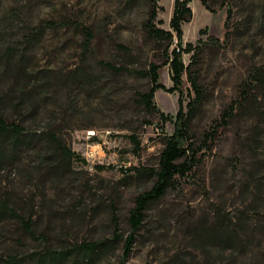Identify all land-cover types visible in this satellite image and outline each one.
Here are the masks:
<instances>
[{"label": "rangeland", "instance_id": "rangeland-1", "mask_svg": "<svg viewBox=\"0 0 264 264\" xmlns=\"http://www.w3.org/2000/svg\"><path fill=\"white\" fill-rule=\"evenodd\" d=\"M206 1L190 0L182 41L196 46L182 51L200 89L184 143L199 162L147 204L126 254L135 198L156 179L134 166L157 167L178 126V90L159 88L153 110L138 95L152 63L173 85L172 40L149 31L153 0H0V114L25 134L0 158V258L36 264L48 250L95 240L85 264H264V76L240 96L252 68L264 69V0ZM173 9L158 0L157 27L173 30ZM180 88L186 115L198 96L186 71ZM48 132L82 156L93 143L103 151L85 162L65 156Z\"/></svg>", "mask_w": 264, "mask_h": 264}, {"label": "trees", "instance_id": "trees-1", "mask_svg": "<svg viewBox=\"0 0 264 264\" xmlns=\"http://www.w3.org/2000/svg\"><path fill=\"white\" fill-rule=\"evenodd\" d=\"M201 1L203 2V4L209 7L206 0ZM189 2L190 0H174L173 14L170 19V25L174 31H171L156 26L155 19L158 16V0H153L151 17L148 21L149 31L155 37L168 36L172 40L173 48L167 57V63L170 65L172 70L173 85L167 87L160 80V72L158 70L159 65L152 63L151 67L147 71V74H149L151 77V86L147 91L138 92V95L139 100L141 102H144L148 109L153 110L155 108L154 97L156 91L159 88H165L169 91L178 90L179 109L176 115V123L178 124V126L176 131L167 139V143L161 152L159 165L157 167L134 166V168H136L138 173L140 174L145 171L153 172L156 176V179L149 189L140 192L135 198V205L131 209L129 216L130 223L132 225V231L126 236L125 239L126 254L131 248L132 241H134L135 239V229L138 228L142 223L144 210L146 209L147 204L162 197L168 190V188L173 185L177 175L187 174V172L190 171L193 166H195L199 162V159L196 158L195 154L190 155L188 153L190 148L192 147V144L189 143L188 145H185L184 143V138H187L189 117L193 112L195 104L200 100V89L197 83V79L192 76L190 64H186L182 58V51H191L196 47L191 41L186 42V47H182L183 22L189 20L193 15V9ZM55 24L57 23L51 20L47 23H43L41 27L44 29L47 26ZM85 31L87 35L86 43L88 44L92 38V32L89 28H87ZM210 39H213V37H210ZM179 43L181 44V46L179 45ZM193 55L194 53L192 54V56ZM106 64L114 69L120 68L114 66L110 62H106ZM185 71L188 72L193 86L198 91V96L194 98L193 101L189 102L190 108L189 112L186 115L184 114L183 104L184 90L180 88L182 76ZM263 71L264 69L261 66H254L252 68L247 79L244 81L240 96H244L247 93V85L250 84V81L254 82V85L256 86L263 84L261 83L264 76ZM234 107V103H231L224 110V113L222 115L223 122L228 123V120L234 114ZM48 135L51 140H53L59 146V149L63 151L65 156L76 157L83 162L86 161L85 156H82L76 151L72 150L61 140V138L56 136L54 133L48 132ZM24 138L25 134L22 124L15 121L9 122L0 114V158L6 156L7 154L15 155V152L24 144ZM131 138L136 141L135 135H131ZM8 143L11 144V149L6 146ZM97 166L99 168L104 167L103 164H98ZM1 206L3 212L10 211L14 215H16V210L10 207L7 202H3ZM20 218L23 222L25 230L30 234H35L31 220L29 218ZM113 235L115 239L122 237V233L120 232L118 226H116ZM100 244V241L84 240L63 249H51L48 250V253L46 255L39 256L36 264H54L62 259H68L71 256H75V259H73L70 264H85V261L88 260L90 256L98 249ZM0 262H3V264H20V259L17 255H9L7 257L0 258Z\"/></svg>", "mask_w": 264, "mask_h": 264}, {"label": "built area", "instance_id": "built-area-1", "mask_svg": "<svg viewBox=\"0 0 264 264\" xmlns=\"http://www.w3.org/2000/svg\"><path fill=\"white\" fill-rule=\"evenodd\" d=\"M96 133L95 130H89L88 131V137L93 136ZM100 151H103L100 142L98 143H93V144H89V148L85 153V156L87 159H91L92 157H94L97 153H100Z\"/></svg>", "mask_w": 264, "mask_h": 264}]
</instances>
